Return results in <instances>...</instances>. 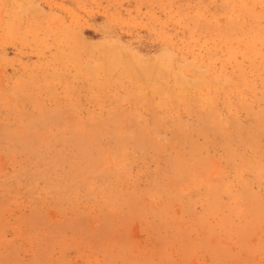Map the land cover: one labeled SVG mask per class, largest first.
Wrapping results in <instances>:
<instances>
[{
	"label": "rangeland",
	"instance_id": "rangeland-1",
	"mask_svg": "<svg viewBox=\"0 0 264 264\" xmlns=\"http://www.w3.org/2000/svg\"><path fill=\"white\" fill-rule=\"evenodd\" d=\"M49 263L264 264V0H0V264Z\"/></svg>",
	"mask_w": 264,
	"mask_h": 264
},
{
	"label": "bare ground",
	"instance_id": "bare-ground-1",
	"mask_svg": "<svg viewBox=\"0 0 264 264\" xmlns=\"http://www.w3.org/2000/svg\"><path fill=\"white\" fill-rule=\"evenodd\" d=\"M248 6V5H247ZM236 14V13H235ZM251 75V74H250ZM219 98V97H218ZM166 126V125H165ZM239 128V127H238ZM237 128V129H238ZM246 138V137H245ZM169 145V144H168ZM130 149V148H129ZM163 152V151H162ZM202 161V160H201ZM73 162V161H72ZM160 170V169H159ZM108 171V170H107ZM113 172V171H112ZM73 177V176H72ZM69 182V181H68ZM57 192V191H56ZM60 195V194H59ZM83 197V196H82ZM153 199V198H152ZM68 202V201H67ZM69 204V203H68ZM151 204V203H150ZM146 205V204H145ZM156 205V204H155ZM98 208V207H97ZM143 209V208H142ZM106 219H108V218H106ZM164 219V218H163ZM113 220V219H112ZM139 220V219H138ZM169 220V219H168ZM108 222V221H107ZM169 222V221H168ZM172 222V221H171ZM172 224V223H171ZM143 225V224H142ZM201 229V228H200ZM124 238H126V237H124ZM194 239V238H193ZM209 241V240H208ZM72 243V242H71ZM66 244V243H65ZM88 244V243H87ZM126 244V243H125ZM212 244V243H211ZM126 245H128V244H126ZM134 245V244H133ZM213 245V244H212ZM220 245V244H219ZM44 247V246H43ZM56 247V246H55ZM173 247V246H172ZM132 250V249H131ZM145 251V250H144ZM181 251V250H180ZM130 252V251H129ZM139 255V254H138ZM157 255V254H156ZM147 256V255H146ZM154 256V255H153ZM133 257V256H132ZM45 258V257H44ZM145 258V257H144ZM143 258V259H144ZM97 260V259H96ZM95 260V261H96ZM148 260V259H147ZM149 261V260H148ZM46 263V262H45ZM106 263V262H105ZM145 263V262H144ZM157 263V262H156ZM172 263V262H171ZM50 264V263H49ZM142 264V263H141Z\"/></svg>",
	"mask_w": 264,
	"mask_h": 264
}]
</instances>
